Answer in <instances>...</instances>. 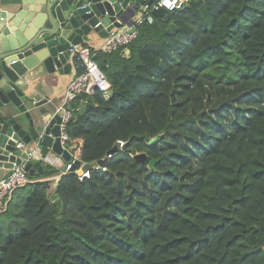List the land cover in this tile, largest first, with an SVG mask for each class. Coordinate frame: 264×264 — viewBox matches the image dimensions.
<instances>
[{"label": "trees", "instance_id": "obj_1", "mask_svg": "<svg viewBox=\"0 0 264 264\" xmlns=\"http://www.w3.org/2000/svg\"><path fill=\"white\" fill-rule=\"evenodd\" d=\"M128 51L97 53L109 96L76 98L66 130L82 163L125 148L83 181L29 176L0 264H264V0H189Z\"/></svg>", "mask_w": 264, "mask_h": 264}, {"label": "water", "instance_id": "obj_2", "mask_svg": "<svg viewBox=\"0 0 264 264\" xmlns=\"http://www.w3.org/2000/svg\"><path fill=\"white\" fill-rule=\"evenodd\" d=\"M11 11L0 9V169L11 171L13 164L24 165L29 176L45 175L40 161L29 159L18 143L47 147L55 155L70 161L72 155L61 145L62 117L39 111L46 101L36 102L28 90L34 82L41 83L47 74L72 72L70 50L89 41L92 33L106 39L116 29L132 24L137 10L153 0H7ZM165 9L154 10L155 17L164 16ZM37 90V87H36ZM39 90V89H38ZM31 106L34 107L32 111ZM161 136L154 139L156 143ZM119 151L114 147L108 155ZM144 164L146 154L135 156ZM108 158L88 163L83 171L96 165L106 167ZM156 164L150 162V167ZM61 176L42 179L40 183L51 200Z\"/></svg>", "mask_w": 264, "mask_h": 264}, {"label": "built area", "instance_id": "obj_3", "mask_svg": "<svg viewBox=\"0 0 264 264\" xmlns=\"http://www.w3.org/2000/svg\"><path fill=\"white\" fill-rule=\"evenodd\" d=\"M188 1L189 0H168V3H165V0H160L158 3H146L142 8L141 13L136 15L132 24L125 28L116 29L110 33L100 50L93 51L85 46H74L70 50V63L72 64V68L75 69L76 74L67 86L64 92L63 105L58 110V114L62 117L60 125L61 145L64 151L69 152L66 130L68 122L72 117V112L69 110L70 104L79 96L83 94L91 95L94 94L95 91L104 93L106 97L109 96V89L111 86L96 61L97 53L111 54L120 49H124L125 54L128 55V47L137 39L139 28L146 23L152 24L154 22V10L165 9L168 12H171L183 8ZM125 146V142L119 141L118 146L116 147L120 150L125 148ZM17 149L26 153L31 160L40 161L43 164L49 162V158L39 150L37 144L25 145L24 143H18ZM111 157L112 155H107L106 158L110 159ZM61 158V156L55 158V162H50L51 166L60 170L63 174L73 172L81 181L90 178L92 170L83 171V167L88 163L79 162L78 159L72 155L70 161H66L62 158L65 162L63 165H59L58 162H60ZM13 165V169L10 171L8 177L0 181V210L5 207L7 199L15 189L23 187L30 182L29 175L24 170V165H17L16 163ZM99 169L106 171V167H101L99 165H96L94 170Z\"/></svg>", "mask_w": 264, "mask_h": 264}, {"label": "crops", "instance_id": "obj_4", "mask_svg": "<svg viewBox=\"0 0 264 264\" xmlns=\"http://www.w3.org/2000/svg\"><path fill=\"white\" fill-rule=\"evenodd\" d=\"M0 9L6 10L8 12L11 11V7L8 5L7 0H0ZM141 11L142 9L139 8L137 10V15L141 13ZM125 21L126 25L123 28L130 25L129 23L131 21V18L127 16L125 18ZM105 41L106 39L100 38L97 34L92 33L89 37V41L84 45H87V47L92 50H100ZM75 74L76 71L74 68H72V72L69 75H66L63 72L60 73V71L58 70L55 73L47 74L45 78L41 79L40 85H38L39 82L31 83L32 86L31 89L28 90V93H31V95L34 94L32 95V97H34L36 102L46 101L43 106L39 107L40 112H45L44 114H50V116L58 113L59 108L63 105L64 102V92L71 80L74 78ZM31 109L32 111L35 110L32 106ZM39 150H41L44 155H47V157L49 158V162H47V164L45 163L46 165L51 166L50 162H55V158L58 157L52 152L51 149L47 147L39 146ZM64 162L65 161L61 158L58 164L63 165ZM9 174L10 171L0 169V181L7 178Z\"/></svg>", "mask_w": 264, "mask_h": 264}, {"label": "snow or ice", "instance_id": "obj_5", "mask_svg": "<svg viewBox=\"0 0 264 264\" xmlns=\"http://www.w3.org/2000/svg\"><path fill=\"white\" fill-rule=\"evenodd\" d=\"M165 3H168V0H165Z\"/></svg>", "mask_w": 264, "mask_h": 264}]
</instances>
